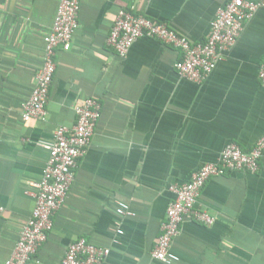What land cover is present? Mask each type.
I'll use <instances>...</instances> for the list:
<instances>
[{"label":"crops","instance_id":"crops-1","mask_svg":"<svg viewBox=\"0 0 264 264\" xmlns=\"http://www.w3.org/2000/svg\"><path fill=\"white\" fill-rule=\"evenodd\" d=\"M59 1L0 0V264L34 207L48 157L41 144L57 127L75 124L73 106L87 97L100 103V116L35 260L58 264L68 244L83 237L110 248L103 264H165L151 250L173 197L169 185L216 161L227 144L249 150L264 135V8L198 84L177 74V49L139 38L121 58L106 37L118 10L131 9L202 43L227 0H80L71 46L56 49L46 118L22 121ZM196 206L214 221L184 220L172 264H264V158L255 173L209 178Z\"/></svg>","mask_w":264,"mask_h":264},{"label":"built area","instance_id":"built-area-1","mask_svg":"<svg viewBox=\"0 0 264 264\" xmlns=\"http://www.w3.org/2000/svg\"><path fill=\"white\" fill-rule=\"evenodd\" d=\"M79 8L80 0L59 1L52 25L43 35L42 62L36 72L35 85L21 106L22 121L45 120L46 103L56 70V49L70 48L78 27ZM260 8H264V0H227L224 6L217 9L207 38L202 43H191L187 37L165 23L136 15L131 9H120L106 37V43L119 57L124 58L139 38L159 40L179 51L180 58L174 64L177 74L200 84L234 46L244 23ZM258 78L264 86V60L259 67ZM73 109L75 124L71 128L57 127L53 140L41 144L48 151V157L41 177L35 184L34 207L21 226L13 251L4 264H39L35 255L52 228L54 213L61 207L73 186L78 160L91 142L101 105L95 98L87 97L76 101ZM263 158L264 135L249 150H243L231 142L222 149L216 161L201 165L189 180L170 184L168 189L173 197L165 209L151 257L165 264L178 261L171 246L184 220L206 225L214 221L208 212L196 206L206 181L229 170L255 173ZM119 208L124 212L128 210L125 204H120ZM3 210L0 205V213ZM117 232L120 233V230ZM109 253L110 248L94 245L80 237L68 244L58 264H103Z\"/></svg>","mask_w":264,"mask_h":264}]
</instances>
